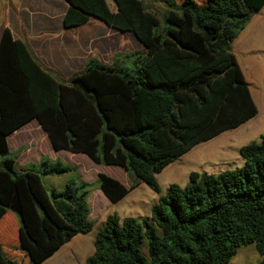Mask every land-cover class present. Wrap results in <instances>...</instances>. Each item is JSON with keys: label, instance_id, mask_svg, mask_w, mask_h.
<instances>
[{"label": "trees", "instance_id": "trees-1", "mask_svg": "<svg viewBox=\"0 0 264 264\" xmlns=\"http://www.w3.org/2000/svg\"><path fill=\"white\" fill-rule=\"evenodd\" d=\"M63 1L65 29L95 19L132 34L141 49L131 52L132 68L88 62L63 79L2 27L0 234L8 211L19 227L14 221L13 245L0 244V264H43L92 230L84 185L71 180L49 195L41 180L68 169L42 159L17 171V156L6 157L7 137L31 120L53 150L123 169L128 187L97 174L116 204L139 183L159 194L156 176L170 163L257 114L231 46L264 0H165L163 25L142 0H112L113 10L107 0ZM238 154L241 167L171 184L147 218L107 216L83 264H229L245 245L264 255V140Z\"/></svg>", "mask_w": 264, "mask_h": 264}, {"label": "rangeland", "instance_id": "rangeland-1", "mask_svg": "<svg viewBox=\"0 0 264 264\" xmlns=\"http://www.w3.org/2000/svg\"><path fill=\"white\" fill-rule=\"evenodd\" d=\"M142 1L150 11L160 17V25H163L162 14L167 10L165 0ZM107 3L113 10L112 0H107ZM120 35L133 37L130 33ZM128 49L137 51L140 50V46H129ZM231 52L235 56L248 84L251 98L257 107L256 116L235 130L224 132L210 141L197 145L170 163L156 176L160 187L159 194L154 193L146 184L139 183L121 201L111 204L99 190L97 174L103 173L128 187L133 184V181L123 169L116 166L93 164L82 154L51 151L43 132L34 133L35 144L33 146L22 141L23 148L19 147V149L22 148L20 153L15 154L16 149L10 146L6 157H16L21 153L24 155L15 159L14 167L17 171L32 166L38 167L42 159H54L51 163L59 162L63 168L68 169L61 174H41V180L49 195L52 191L60 192L71 180L77 185H84L87 193L88 220L92 223V230L85 235L75 236L43 264H83L85 259L92 254L95 235L104 228L107 216L115 215L119 219L134 218L137 220L147 218L150 216L151 207L157 203L160 196L165 195L168 187L171 184L186 186L191 172L217 175L225 170L242 166L243 160L238 154V149L251 142L259 143L262 139L264 140V6L238 33L232 43ZM133 60L134 56L131 55V51H127L126 54H115L105 64L110 67L132 68ZM92 62L104 64L96 56ZM28 153H33L37 157L32 159ZM44 154L49 156L41 157ZM1 160L0 157V162ZM14 221H17L19 227L15 214L8 211L4 220L6 225L0 234V244L3 247L13 245L17 241L18 229ZM27 262V258L19 261L20 264H27ZM229 264H264V255H259L253 245L241 246Z\"/></svg>", "mask_w": 264, "mask_h": 264}, {"label": "crops", "instance_id": "crops-1", "mask_svg": "<svg viewBox=\"0 0 264 264\" xmlns=\"http://www.w3.org/2000/svg\"><path fill=\"white\" fill-rule=\"evenodd\" d=\"M66 7L63 0H0V34L2 27L9 28L14 39L27 43L43 66L55 71L63 79L81 71L95 56L104 63L101 65H106L117 53L135 51L128 49L129 46H140L134 37L121 36L123 33L95 19L76 28L65 29L62 18ZM36 132L44 133L36 120L18 128L7 137L8 151L13 146L15 154L20 153L22 141L33 146ZM49 146L52 151L50 143ZM28 154L32 159L37 157L33 153ZM23 156L21 153L16 159ZM45 156L49 155L41 157Z\"/></svg>", "mask_w": 264, "mask_h": 264}]
</instances>
